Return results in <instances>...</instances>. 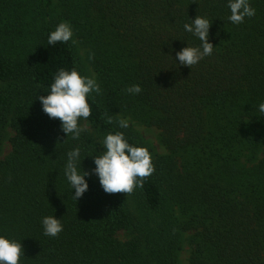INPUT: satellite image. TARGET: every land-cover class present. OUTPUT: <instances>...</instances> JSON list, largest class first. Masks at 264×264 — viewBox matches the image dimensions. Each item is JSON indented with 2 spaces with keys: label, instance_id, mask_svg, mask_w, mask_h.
Returning <instances> with one entry per match:
<instances>
[{
  "label": "trees",
  "instance_id": "1",
  "mask_svg": "<svg viewBox=\"0 0 264 264\" xmlns=\"http://www.w3.org/2000/svg\"><path fill=\"white\" fill-rule=\"evenodd\" d=\"M53 1L0 0V153L14 133L0 159V236L22 244L20 264H180L184 248L188 264H264V0H249L255 15L239 25L229 0H58L61 14L44 22L36 9ZM196 16L211 22L214 49L190 69L176 53L201 46L184 29ZM60 19L94 54L102 90L79 139L37 99L61 68L86 76L77 44L47 43ZM118 119L157 129L167 151L131 195L105 193L91 173L109 133L145 147ZM76 148L78 171L91 173L77 200L65 176ZM245 149L260 155L250 168L235 158ZM45 216L60 219L58 237L43 234Z\"/></svg>",
  "mask_w": 264,
  "mask_h": 264
},
{
  "label": "clouds",
  "instance_id": "2",
  "mask_svg": "<svg viewBox=\"0 0 264 264\" xmlns=\"http://www.w3.org/2000/svg\"><path fill=\"white\" fill-rule=\"evenodd\" d=\"M228 7L231 15L228 17L231 23L239 25L245 18L255 15V9L251 7L249 0H229ZM211 22L200 16H196L191 24H184L185 31L193 34L201 41L200 47H184L176 53V59L180 65L192 68L203 58L211 56L214 46L209 42V29ZM77 44L73 39L72 27L68 22L57 25L47 38L49 45L57 43ZM89 60L94 59V54H89ZM101 88L94 76H82L75 68L68 71L61 68L54 76V82L46 96H38L43 112L50 119H58L61 129L66 136L79 139L81 132L86 130L81 127L80 120L87 121L91 115V107L88 98L92 93L101 94ZM129 94L136 95L142 92L139 85H132L125 89ZM259 111L264 113V103L259 105ZM107 116V123H113V116ZM122 129L129 127V121L118 119L116 121ZM104 151L102 155L94 157L95 168L91 170L98 179L103 191L107 194L131 195L155 171L151 154L145 147L130 145L123 132L109 133L102 142ZM77 163L81 164L80 149L76 148L67 153L65 176L75 189V200L81 198L88 190L86 176L88 171H78ZM43 234L49 237H58L63 231L60 219L54 216H45L42 219ZM24 257V249L20 242L0 236V264H20Z\"/></svg>",
  "mask_w": 264,
  "mask_h": 264
},
{
  "label": "rangeland",
  "instance_id": "3",
  "mask_svg": "<svg viewBox=\"0 0 264 264\" xmlns=\"http://www.w3.org/2000/svg\"><path fill=\"white\" fill-rule=\"evenodd\" d=\"M61 3H59L58 0H54L53 4L50 8H45L44 6L40 7L38 5V9H36V12L39 13H44V22L49 21L52 18H58V15L61 14L62 11V7L60 5ZM50 11V14H48V12ZM61 22H68L66 20H62L60 19ZM73 31V35H74V30ZM74 40L78 41L77 43V49H78V55L80 57L81 63L83 64V67L86 70V76H94L96 79V75L92 70V67L90 65L89 59H88V53H87V48L84 47L80 41L74 37ZM128 120V119H126ZM129 121V126L132 128V130L134 132H136V134L139 136L140 140L145 144V147L148 149L149 153L151 154L152 159L156 158L157 156H166L167 151L166 149L161 145L160 141H159V131L153 127H146L143 125H140L136 122H133L131 120ZM84 127L86 126V128H88L87 124L84 123L83 125ZM14 133L11 130L10 127H7L6 129V137L5 140L2 143V147H1V153H0V159H5L11 151V146H10V138L13 137ZM237 154V156H235V158H239V161L243 164L246 165L247 168H250L251 166H253L254 164L257 163V161L259 160L258 158H260V155H257L256 158L251 157V155L249 154V151H246V149L244 151L241 152H235ZM247 160H250V164H247ZM189 234H185V237H187ZM131 237V235L129 233H119L118 234V239L119 240H127ZM184 237V238H185ZM185 242V241H184ZM184 246V243H183ZM179 261L180 264H188V253H187V249L184 248L180 253H179Z\"/></svg>",
  "mask_w": 264,
  "mask_h": 264
}]
</instances>
